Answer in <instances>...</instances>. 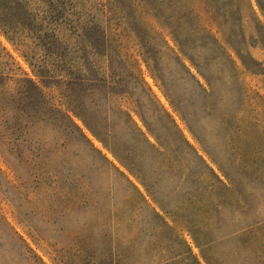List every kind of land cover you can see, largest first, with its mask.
I'll return each instance as SVG.
<instances>
[{
	"label": "rangeland",
	"instance_id": "rangeland-1",
	"mask_svg": "<svg viewBox=\"0 0 264 264\" xmlns=\"http://www.w3.org/2000/svg\"><path fill=\"white\" fill-rule=\"evenodd\" d=\"M140 1L0 0V264H264V11L257 0L214 1L213 11L226 9V19L198 1L171 3L176 11L181 5L195 11L197 49L216 83L211 88L154 17L156 2ZM93 26L109 37L111 59L85 37ZM136 29L155 51L150 67ZM227 41L242 47L243 60ZM36 103L37 114L21 112ZM67 107L92 123L134 171L74 112L86 138L72 126L70 135L44 126L65 122L59 111ZM129 109L152 123L156 148L135 129ZM218 163L235 175L250 170L259 180L232 184ZM158 199L175 205V215ZM218 203L227 219L222 228ZM230 208L237 211L233 221ZM175 217H190L197 232L222 239L201 247L206 234L198 232V244Z\"/></svg>",
	"mask_w": 264,
	"mask_h": 264
},
{
	"label": "trees",
	"instance_id": "trees-1",
	"mask_svg": "<svg viewBox=\"0 0 264 264\" xmlns=\"http://www.w3.org/2000/svg\"><path fill=\"white\" fill-rule=\"evenodd\" d=\"M155 3V5L152 7L153 10V14L154 17L158 20V22L160 24H162L164 27L170 29L171 31V35L172 38L174 40V42L176 43V45L179 48L180 53L182 54V56L186 59H188L191 64L197 69V71L207 80L208 84L210 85L211 88H214V86L216 85V83H213L212 81L209 80L208 75H207V71H205L207 69V65H205V61L204 59H202L200 57V51H198V46H197V40L195 39L196 35H195V29L197 28V17L195 15V11L194 9H189L188 11H183L184 10V5H181L182 10H174L172 9L171 3L174 0H152ZM184 0H180L181 4H183ZM192 1H198L202 4H204L205 6L208 7L207 9V13L210 12H215V14H220L223 15L224 18H228V12L226 9H223L222 11H213L214 10V1L216 0H192ZM234 1V0H233ZM141 3H143L146 7L147 6H151V0H141ZM258 5L260 6V8L262 9V11H264V0H257ZM240 21L239 23L242 24L243 22V15L242 13L240 14ZM225 19V20H226ZM130 22L133 23L132 20L136 19L133 17H130ZM227 21V20H226ZM238 21H235V23ZM234 23V22H233ZM234 23V24H235ZM135 24H132V26H134ZM137 26V25H136ZM137 28V27H136ZM137 32V36L139 38V40L142 42V46L144 47L145 50V55H146V63L148 64V66L150 67L152 62L155 61V51L152 49L151 45H149V43L146 41L145 37H143V35H141V31L140 29H136ZM85 37L88 39L89 44L93 47L94 49L101 54L103 57H112L113 55V49L109 43V37L107 36L106 32L104 30H102V28L100 26H93V27H89L85 30ZM245 37V36H244ZM209 38L219 47L221 48H225V46H223L220 42V40L216 37L215 34H212V32H210L209 34ZM246 38V37H245ZM228 42V41H227ZM228 44H230V46L232 48H234L235 50H237V53L240 55V57L244 58V54H243V49L242 47H238V49L235 47V45L232 43V41H229ZM166 45L168 46V44L166 43ZM242 44H240L241 46ZM244 46V44H243ZM168 48L172 51V53L175 54V60L177 62H179L181 64V66L186 70V72L194 79V81L197 83V85H199L201 88H203V85L201 84V82L198 80V78L193 75V73L191 72V69L186 65V63L183 61V59L181 58V56L179 54H176V52L174 51L173 48H170L168 46ZM62 53V52H60ZM62 56V55H61ZM233 63L235 64V62L233 61ZM111 65H113V61H111ZM153 69L156 68L155 64L152 65ZM253 68H250V70ZM43 83H45V79H43L42 81ZM79 83L85 84L86 80L84 78H79L78 81ZM104 85L107 84V82H103ZM161 89L164 92L165 97L168 99V101L171 103L172 107L177 111L180 112V114L182 115L183 120L185 121V123L187 124V126L189 127V129L195 133V127H193L192 125L189 124V121H187V117L185 112L182 109L181 103H176L173 100L172 94L171 92L168 90V88L166 87V85L162 84L161 85ZM205 88H203L204 90ZM206 91V89L204 90ZM1 103V102H0ZM41 106V104L36 103L35 105L29 107L28 109H21L22 113L29 116H33L35 114H37L38 112H40L39 107ZM74 112L70 107H67L66 110H61L59 111V113L63 116L64 120H66L65 122H53L52 124L49 125V123L45 124L44 126L48 127V126H53L54 128H58L60 130V132L62 133H67V135H70V131L69 128L72 126L76 131H78V133L86 138V136L84 135L82 129L72 120L70 113ZM75 113V112H74ZM77 116H79L84 124L92 131V133L98 137L108 148H110L113 153L120 159H122V163H125L126 166L131 170H133V167H131L128 163H126L125 159L122 157V155L118 152V148L114 147L111 145V143L109 141H106L101 133L98 132V129L96 127H94V125L92 123H90L89 121H87L83 116L79 115L78 113H75ZM142 115V114H141ZM128 116L130 117L132 123L134 124L135 129L139 132V134L145 138L146 143L151 147V148H156V145L151 143L149 138L146 136V134L138 127L137 123L135 121H133V117L130 116V113H128ZM143 117V116H142ZM144 122L148 128V130L151 132V134H153L154 136H156L154 129L152 128V123L148 122V120L146 118H144ZM37 122H32V123H28L25 124V127L27 126H34L36 125ZM184 140L186 141V143L188 145L189 142L187 141L186 137H184ZM195 138L204 146V148L210 153L212 154V152L210 151V147H209V143L207 140L201 138L199 135H197V133H195ZM196 153V155L200 158L201 162L203 163V165L205 166V168L218 180V182L227 187L225 185V183L222 181V179L215 173L214 169L207 163V161L201 157L200 155H198V152L193 149ZM258 154V153H257ZM213 155V154H212ZM218 165L220 166V169L223 171V173L228 177V179L230 180V182L232 184H237V183H246L248 182V178L251 177V181L250 182H255L259 179H257V175L255 173H253L252 171H247L246 175H242V174H238L235 175L234 173H232L231 171H226L224 169V166H222L221 164L218 163ZM146 187L148 188V192L151 194L150 190H149V186L146 185ZM228 188V187H227ZM235 194V193H234ZM237 196V195H236ZM240 198L243 199V195L238 194V197H236V199L238 200V202L240 201ZM145 203L147 204L148 208L151 209L152 214L159 220L164 221L163 217L156 211L155 208L150 207V205L148 204L147 200L144 199ZM156 204H158V206L169 216H174V210L176 209L175 205H172L170 202L165 201L164 199L162 200H156L155 201ZM206 201H202V203L205 205ZM226 206L227 203L226 201L224 202ZM215 209L218 212V227L222 228L226 223H227V219L224 217L222 211L225 210L224 208H222V203H218L215 204ZM230 212L232 214V221L236 218V213L237 211H234L233 208H230ZM175 222L177 223H182L185 224V226H187L190 229V232L194 238V240L199 244L201 242V239L199 238V234H206L204 235V237H206V242L205 244H201V247L203 246H211L213 243L218 242L219 240H221L222 238L216 236L214 233L212 232H204L201 231L200 229H198V232L195 230L196 227V223L195 221H193L192 219H190V217H183V218H174ZM165 225H167V227L169 226V224L167 222H164ZM237 231H233L231 234H235ZM186 243V242H185ZM188 247V245H187ZM189 252H191V249L189 248ZM209 264H212L210 260H208Z\"/></svg>",
	"mask_w": 264,
	"mask_h": 264
},
{
	"label": "crops",
	"instance_id": "crops-1",
	"mask_svg": "<svg viewBox=\"0 0 264 264\" xmlns=\"http://www.w3.org/2000/svg\"><path fill=\"white\" fill-rule=\"evenodd\" d=\"M164 106V105H163ZM164 109H166V110H168L167 108H165V106H164ZM129 113L130 114H132V117H134V119H135V117L137 118V119H135V121H136V123H137V125H138V127L146 134V136L148 137V138H154L155 136L153 135V134H151V132L148 130V128H147V126H146V124H145V122H144V119H143V117H142V115H141V113H140V111H138V110H136V109H129Z\"/></svg>",
	"mask_w": 264,
	"mask_h": 264
}]
</instances>
